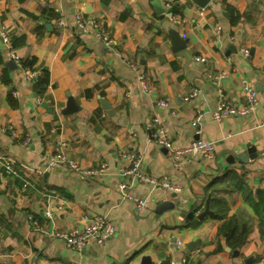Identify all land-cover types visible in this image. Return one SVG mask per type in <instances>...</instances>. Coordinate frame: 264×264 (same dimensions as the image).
Instances as JSON below:
<instances>
[{"label":"crops","instance_id":"crops-1","mask_svg":"<svg viewBox=\"0 0 264 264\" xmlns=\"http://www.w3.org/2000/svg\"><path fill=\"white\" fill-rule=\"evenodd\" d=\"M170 2L0 0V30L9 36L7 45L0 36V264H140L143 256L152 264H264V0ZM76 13L96 21L111 45L81 32ZM173 33L184 42L180 49ZM124 59L145 73L148 93ZM24 60L33 61L31 69L22 68ZM242 80L254 87L257 106L214 119L219 94L245 107ZM154 118L174 146L211 142L214 155L174 165L153 140ZM249 145L255 159L246 155ZM59 152L104 171L82 176L52 167ZM130 152L141 156L146 174L167 177L181 191L129 180L128 190L145 200L137 210L118 189ZM158 201L174 208L157 214ZM215 208L225 214L215 216ZM94 216L114 225L103 243L90 239L77 251L50 235L82 230ZM228 221L233 232L219 233Z\"/></svg>","mask_w":264,"mask_h":264},{"label":"built area","instance_id":"built-area-1","mask_svg":"<svg viewBox=\"0 0 264 264\" xmlns=\"http://www.w3.org/2000/svg\"><path fill=\"white\" fill-rule=\"evenodd\" d=\"M172 0H166L165 6L170 8ZM202 11V9H201ZM76 27L83 33H94L97 37H100L106 46H110L112 41L111 39L97 30V23L94 20L86 18L82 13H76L74 15ZM0 36L4 44L9 43V36L7 31L2 28L0 30ZM242 53H246L245 50H241ZM13 59L18 62L15 56ZM198 60L203 61L202 58ZM124 62L136 71V80L139 85V88L142 92L148 93L150 88L146 79L145 73L139 71L137 65L124 59ZM27 76H31L28 71H26ZM241 91L245 96L246 105L243 108H235L229 105L222 94H219V101L215 111L213 112V118L220 120L227 116H244L251 113L258 104V97L254 87L247 81H241ZM158 105L165 107L167 103L165 101H158ZM148 126L153 125L155 127V132L153 134V140L155 143L165 148L169 157H171L174 165H179L182 160L188 159L190 157H202V158H211L214 155V146L211 142H203L200 140H194L188 145L183 147H176L173 144V141L168 137L165 130L159 125L157 118L152 119ZM129 160V166L126 169H122L120 172L121 182L118 185V189L122 192L123 197L134 201L136 203V209L142 210L145 208V200L138 199L135 197L129 190L128 185L130 181L139 182L144 185H147L151 188H162L168 190L174 194L179 193L181 188L177 185H174L167 177H152L146 174L141 167V156L135 152L127 153L125 156ZM49 164L52 167H56L59 164H63L71 170L78 172L82 176H93L100 172L104 171L105 165H102L100 169H83L75 161L66 158L62 153H56L50 157ZM5 172L13 175L20 176L18 171L10 164H4ZM130 180V181H129ZM24 187L27 186V183L24 182ZM46 216H49L46 213ZM31 224L35 230H39L38 223L31 216L28 217ZM115 233L114 225L106 217L103 216H94L92 219H89L88 224L82 230H71V231H51L50 235L60 239L64 245L72 250L80 251L84 249L88 240L93 239L97 243H103L109 238H111ZM176 246L179 248L182 246L181 241L176 242ZM184 261V259L182 260ZM174 264V262H171ZM184 264V263H183Z\"/></svg>","mask_w":264,"mask_h":264},{"label":"water","instance_id":"water-1","mask_svg":"<svg viewBox=\"0 0 264 264\" xmlns=\"http://www.w3.org/2000/svg\"><path fill=\"white\" fill-rule=\"evenodd\" d=\"M207 1L208 0H196V2L200 6H204ZM159 11H161V9ZM172 40L174 42V49H180L182 46H184V42H182L183 40L179 39V37H178V35L176 33L172 34ZM180 43H181V45H179ZM8 65L9 66L11 65V67H13V68L15 67L13 61H9ZM72 106H73V101H72V99H69L67 112H72V110H75L74 108H76V106H74V107H72ZM247 149H248L247 152H246L247 157L249 159H255L257 157V153H256L254 147L249 145ZM173 208H174V204L171 203L170 201H158L157 206L155 208V212L157 214H160V213H162V212H164L166 210L173 209ZM208 212H209L208 205H206L204 211L200 215H198V218L201 219L206 214H208ZM187 217L188 218H192L193 217V213L192 212L188 213ZM228 251H229V249H228ZM232 254L236 255V252H232ZM140 264H152L150 257L143 256L142 259H141Z\"/></svg>","mask_w":264,"mask_h":264},{"label":"trees","instance_id":"trees-1","mask_svg":"<svg viewBox=\"0 0 264 264\" xmlns=\"http://www.w3.org/2000/svg\"><path fill=\"white\" fill-rule=\"evenodd\" d=\"M21 66L23 69H31L32 66H33V61L32 60H24V61H21ZM39 85V84H38ZM220 201H215L211 206L210 208H213V206L215 207H218L219 206V203ZM225 212V211H224ZM223 211H221V209H217L215 208V216H223L225 213ZM231 222L232 221H228L226 223H224L223 225H221L219 228H218V232L219 233H222V234H225V235H229L233 232V229H230V226H231ZM245 240V234H240V242L239 243H243Z\"/></svg>","mask_w":264,"mask_h":264}]
</instances>
